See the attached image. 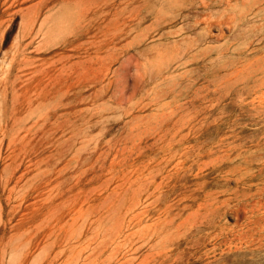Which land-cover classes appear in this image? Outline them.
Listing matches in <instances>:
<instances>
[{"label": "rangeland", "instance_id": "obj_1", "mask_svg": "<svg viewBox=\"0 0 264 264\" xmlns=\"http://www.w3.org/2000/svg\"><path fill=\"white\" fill-rule=\"evenodd\" d=\"M0 72V264H264V0H0Z\"/></svg>", "mask_w": 264, "mask_h": 264}, {"label": "bare ground", "instance_id": "obj_2", "mask_svg": "<svg viewBox=\"0 0 264 264\" xmlns=\"http://www.w3.org/2000/svg\"><path fill=\"white\" fill-rule=\"evenodd\" d=\"M27 18V17H26ZM28 19V18H27ZM27 22V21H26ZM24 26H25V24H24ZM23 32V31H22ZM49 33V32H48ZM47 36H49V35H47ZM51 36V35H50ZM51 44V43H50ZM52 47V46H51ZM7 54V53H6ZM14 54H16V53H14ZM18 54V53H17ZM16 54V55H17ZM8 56V55H7ZM10 56V55H9ZM6 57V56H5ZM12 57V56H11ZM10 57V58H11ZM17 57V56H16ZM8 58V57H7ZM5 59V58H4ZM9 59V58H8ZM4 61V60H3ZM13 62H16L15 61V56H13L11 59H9V60H6V61H4L3 63H2V69L4 70V72L5 73H7L10 69H11V67H12V64H13ZM9 73V72H8ZM0 74H2V72H0ZM10 74V73H9ZM5 75V74H4ZM3 75V76H4ZM7 90V89H6ZM5 91V90H4ZM8 95V94H7ZM5 99H6V95L5 94H0V119H1V117L3 118V113H4V111H3V109H2V106H3V103L5 102ZM2 115V116H1Z\"/></svg>", "mask_w": 264, "mask_h": 264}]
</instances>
